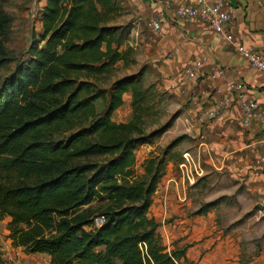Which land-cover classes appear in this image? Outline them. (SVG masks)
<instances>
[{"label":"trees","instance_id":"obj_1","mask_svg":"<svg viewBox=\"0 0 264 264\" xmlns=\"http://www.w3.org/2000/svg\"><path fill=\"white\" fill-rule=\"evenodd\" d=\"M5 2L0 69L15 66L0 79V220L9 219L11 246L46 255L47 264H193L184 248L167 250L149 216L165 154L133 172L135 149L167 128L145 133L150 86L141 72L97 86L131 53L121 49L129 36L117 24L122 0H45L40 33L17 61L4 43ZM126 93L132 117L116 123ZM96 216L105 222L90 229Z\"/></svg>","mask_w":264,"mask_h":264},{"label":"rangeland","instance_id":"obj_2","mask_svg":"<svg viewBox=\"0 0 264 264\" xmlns=\"http://www.w3.org/2000/svg\"><path fill=\"white\" fill-rule=\"evenodd\" d=\"M42 1L5 2L3 9L11 18V26L4 43L16 61L27 58L29 45L40 33ZM122 3L125 12L117 19V24L129 27V36L121 48L131 50L128 63L118 62L97 86L106 89L114 81L141 72L143 87L150 86L154 95L149 102L148 114L143 116L145 133L167 128L150 144L135 149L133 172L141 175L146 159L165 154L166 171L157 187L159 193L153 195L155 198L149 209V216L158 223L157 233L163 245L169 251L184 248L186 258L193 264H264V168L242 169L235 155L224 157L213 149L206 154L199 148L204 139L193 138L185 130L184 102L168 89L166 78L164 80L153 68L154 62L149 60L140 39L132 33L138 17L124 0ZM251 7L256 11L255 24L264 31V0H253ZM140 28L145 31L143 26ZM14 66L15 62H12L0 69V79ZM98 105L102 107L100 102ZM131 117V95L125 94L123 105L111 119L126 123ZM208 124L210 121L203 123L205 127ZM184 152H190L201 168L198 175L192 170L193 184L183 179L179 169ZM249 160L248 164L255 162L254 157ZM168 178L171 180L167 181ZM207 206L209 209L204 215L196 214ZM7 222L8 218L0 220L1 259L6 264H47L48 256L28 255L22 248L11 246L7 239Z\"/></svg>","mask_w":264,"mask_h":264},{"label":"crops","instance_id":"obj_3","mask_svg":"<svg viewBox=\"0 0 264 264\" xmlns=\"http://www.w3.org/2000/svg\"><path fill=\"white\" fill-rule=\"evenodd\" d=\"M124 1L138 17L132 33L140 39L159 76L166 78L168 89L184 102L187 115L185 130L193 138L204 139L199 148L206 154L213 149L224 157L235 155L242 169H263L264 165L258 164L257 158L264 144L261 131L264 125V73L252 70L233 47L205 23L193 19L176 20L163 9L164 0ZM188 1L172 0V3L178 5ZM211 1L223 3L230 12L229 30L236 42L256 52H264V31L255 24L256 11L251 7L253 0ZM42 2L43 7L45 0ZM152 21H160L158 31L152 30ZM142 26L145 31L140 30ZM196 61H201L202 65L193 69L192 75L187 74L185 71ZM238 81L244 83L247 94L259 105L248 129L239 126L241 111L236 106H217L230 92L226 84ZM205 111L213 112L206 127L199 120ZM251 157L255 162L248 164ZM156 192L159 193L158 190Z\"/></svg>","mask_w":264,"mask_h":264},{"label":"built area","instance_id":"obj_4","mask_svg":"<svg viewBox=\"0 0 264 264\" xmlns=\"http://www.w3.org/2000/svg\"><path fill=\"white\" fill-rule=\"evenodd\" d=\"M163 9L170 12L176 20L193 19L209 26L222 40L231 45L235 53L243 59L247 65L254 71L264 73V52H256L253 49L245 47L243 44L236 42L235 37L229 30L232 17L223 3L211 0H189L185 3L174 5L172 0L162 1ZM151 28L154 31L160 29V21H152ZM202 65L201 61L194 62L192 68H188L185 72L192 75L193 69ZM226 87L230 92L225 95L224 99L219 102L218 107L227 108L236 106L241 111L239 126L242 129H248L252 120L255 118L259 105L246 92V86L241 81L235 84L227 83ZM213 117V112L205 111L199 116V120L203 123ZM264 134V125L261 128ZM264 137V136H263ZM257 163L264 165V144L261 145V152L257 158ZM183 179L193 184L194 177L192 170L198 175L201 168L196 163L190 152L182 154V162L179 165ZM105 222L103 216H96L92 221L90 229H97Z\"/></svg>","mask_w":264,"mask_h":264}]
</instances>
